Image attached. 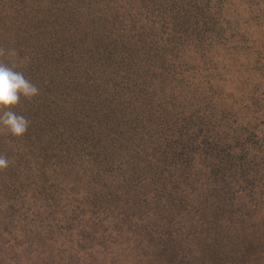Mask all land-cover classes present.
Returning a JSON list of instances; mask_svg holds the SVG:
<instances>
[{
	"label": "rangeland",
	"instance_id": "1",
	"mask_svg": "<svg viewBox=\"0 0 264 264\" xmlns=\"http://www.w3.org/2000/svg\"><path fill=\"white\" fill-rule=\"evenodd\" d=\"M0 47V264H264V0H0Z\"/></svg>",
	"mask_w": 264,
	"mask_h": 264
},
{
	"label": "clouds",
	"instance_id": "2",
	"mask_svg": "<svg viewBox=\"0 0 264 264\" xmlns=\"http://www.w3.org/2000/svg\"><path fill=\"white\" fill-rule=\"evenodd\" d=\"M15 58L14 49L6 50L0 47V58ZM22 63V61H21ZM17 63L11 65L0 59V132L7 133L14 138H23L29 127V120L14 110L21 99L31 101L39 95V88L27 79L22 71H18ZM9 167V160L0 155V171Z\"/></svg>",
	"mask_w": 264,
	"mask_h": 264
},
{
	"label": "trees",
	"instance_id": "3",
	"mask_svg": "<svg viewBox=\"0 0 264 264\" xmlns=\"http://www.w3.org/2000/svg\"><path fill=\"white\" fill-rule=\"evenodd\" d=\"M180 1H182L183 2V0H180ZM111 21V20H110ZM112 21H114V20H112Z\"/></svg>",
	"mask_w": 264,
	"mask_h": 264
}]
</instances>
